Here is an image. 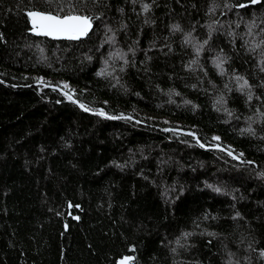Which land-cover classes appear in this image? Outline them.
<instances>
[{
	"label": "trees",
	"instance_id": "16d2710c",
	"mask_svg": "<svg viewBox=\"0 0 264 264\" xmlns=\"http://www.w3.org/2000/svg\"><path fill=\"white\" fill-rule=\"evenodd\" d=\"M262 41L264 0H0V264H264Z\"/></svg>",
	"mask_w": 264,
	"mask_h": 264
},
{
	"label": "snow or ice",
	"instance_id": "6c2138e0",
	"mask_svg": "<svg viewBox=\"0 0 264 264\" xmlns=\"http://www.w3.org/2000/svg\"><path fill=\"white\" fill-rule=\"evenodd\" d=\"M261 0H250L251 4H257L260 3ZM239 7H246V5L244 4H240L238 5ZM144 11H148L149 9V5L145 4L143 5ZM27 15L30 17L31 19V24H32V31L34 34L36 35H43V36H47V37H52L53 39H68V40H78L83 36H87L89 31L92 29V22L93 19H95L96 17H92L89 15H85V14H79L76 13L75 11H69L63 15L60 14H54L51 11H37V10H33V11H28ZM176 28H178L179 26H174ZM211 28V26H210ZM249 35H252V27H249ZM111 39V38H109ZM208 41L205 40L204 44H207ZM261 43H264V41H262ZM256 47H259V45H256ZM203 48V45H200L199 48H197V53H199V51ZM254 50V49H253ZM107 63V62H106ZM192 63H196L195 60L192 61ZM223 63L224 61L217 58V60L215 61L216 67L220 70L221 74L224 73V69H223ZM262 71H264V67L261 68ZM104 71L102 70L99 75H104ZM236 80L239 81H243L240 84V90L243 91L245 88H249L250 89V85L248 84L247 80H244L243 77H236ZM40 83H45L43 80L39 81ZM64 88H68L69 86L67 84L63 85ZM65 95L68 96V99L72 100V96L69 95L67 92H65ZM248 99L251 100L252 99V93L251 91H249L248 93ZM73 102L75 103L76 101L73 100ZM218 103H224V98L220 97V99L217 101ZM188 103V102H186ZM80 107L83 108L85 111H89V109L84 105V104H80ZM227 111V110H226ZM97 115H101L104 116L105 113L101 110L99 112L96 113ZM229 115H231V113H229ZM261 116H264V113H261ZM109 119H121L124 117H117V116H110L108 117ZM242 132H248L252 135H255V131L249 127L247 129H243ZM215 141H219L220 137L218 136H214L212 138ZM201 147H203L204 145H200ZM217 147H219V145H217ZM223 150V149H221ZM228 155L232 156L233 153L232 151H228ZM240 155L242 156L243 153H240ZM235 158V157H234ZM261 175H264V173H261ZM216 191H220V189H215ZM239 215V214H237ZM78 219V217H76ZM185 236H190L191 233H185ZM209 235H212L211 233H209ZM261 255H264V252L261 253ZM134 261V257L131 256H124L122 259L119 260V264H133Z\"/></svg>",
	"mask_w": 264,
	"mask_h": 264
},
{
	"label": "water",
	"instance_id": "95a60500",
	"mask_svg": "<svg viewBox=\"0 0 264 264\" xmlns=\"http://www.w3.org/2000/svg\"><path fill=\"white\" fill-rule=\"evenodd\" d=\"M33 10H37V9H33ZM33 10H31V11H33ZM37 11H41V10H37ZM28 17H29V16H28ZM29 21H30V25L32 26L30 17H29ZM89 32H90V31H89ZM31 33H33L32 30H31ZM33 34H34V33H33ZM34 35H36V34H34ZM37 36H43V35H37ZM44 37H47V36H44ZM83 37H85V36H83ZM83 37H81V38H83ZM47 38H49V39H53L52 37H47ZM61 39H62V38H61ZM53 40H60V39H53ZM66 40H68V39H66ZM122 258H123V257H122ZM122 258L117 259V261H116L114 264H119V260L122 259Z\"/></svg>",
	"mask_w": 264,
	"mask_h": 264
}]
</instances>
